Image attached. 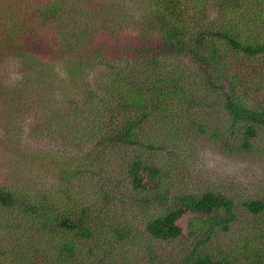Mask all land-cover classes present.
<instances>
[{"label":"trees","instance_id":"16d2710c","mask_svg":"<svg viewBox=\"0 0 264 264\" xmlns=\"http://www.w3.org/2000/svg\"><path fill=\"white\" fill-rule=\"evenodd\" d=\"M11 1L0 0L2 8L7 3L0 58L22 48L19 57L32 72L48 77L65 70L81 83L74 86V111L86 116L85 106L109 108L108 121L99 115L88 125L90 141L132 155L120 171L104 170L98 179L90 169L86 197L72 181L87 167L68 155H50L56 181L47 186H0V229L7 230H0V264H143L126 256L130 245L141 246L151 264H264V198L242 202L250 215L249 226L241 225L233 198L214 190H170L171 164H162L164 152H174L170 145L183 138L180 129L209 135L228 152L264 137V0H29L8 6ZM213 6L220 16L208 19ZM63 20L58 39L41 40V24ZM240 56L246 68L229 64ZM91 63L103 64L107 73L88 88ZM196 106L216 126L193 115ZM218 109L226 116L209 113ZM20 227L26 229L19 234ZM156 244L166 248V257Z\"/></svg>","mask_w":264,"mask_h":264},{"label":"rangeland","instance_id":"374dc122","mask_svg":"<svg viewBox=\"0 0 264 264\" xmlns=\"http://www.w3.org/2000/svg\"><path fill=\"white\" fill-rule=\"evenodd\" d=\"M81 1L101 3L109 0ZM12 3L25 5L31 2L12 0L8 6ZM5 4L3 8L0 6V24H3L2 10L6 9L7 3ZM207 16L208 19L219 18L217 7H210ZM64 22V20L56 22L54 27L41 24L37 31L42 37L41 40L51 36L53 40L58 39V30L62 29ZM22 51L24 52L22 48L15 49L14 52L7 50L0 58V186L22 189L23 185L35 186L37 182L47 186L56 181L55 173L49 170L51 165L47 163L50 155L57 159L59 155H68L78 159L77 165L84 162L87 167L86 174L78 175L72 181L73 190L77 193H82L83 190L86 197L88 171L93 169V180L101 177L104 170L120 171L131 157L132 150L111 143L97 144L96 141H90L88 125L99 115L108 121L109 108L101 107L98 112H93L87 110L85 106L86 116H81L79 112L74 111L76 96L79 95L74 86L81 83L73 81L62 68V71L56 68L55 75L48 77L32 72L29 66L23 65L26 60L19 57ZM241 58L242 56L237 58V61L235 57L229 58V64L233 63L239 69L246 68L248 63L243 62ZM104 72L107 73V68L103 64L91 63L86 72L84 87L93 88L97 79H105V75L101 77ZM175 100L177 99L170 100L167 106L174 105ZM203 106L208 108L206 104ZM192 110L193 115H197L201 121L216 126L217 123H212L207 117L200 115L206 113L205 108L196 106ZM209 113L213 116H226L225 111L220 109ZM219 117H215L214 121L218 122L222 118ZM218 127L222 128L219 124ZM236 130L239 132L240 129L236 127ZM158 133L162 135L164 130H158ZM180 133L183 138L176 139L170 145L174 152H164L167 161L162 163L169 161L171 164L168 167L169 174H166L173 186L170 190L180 187L182 190L190 189L194 192L214 190L223 193L235 200L236 212L240 214V224L249 226L250 214L244 209L242 202L257 195L264 198L263 135L255 137L253 145H256V142L257 147L228 152L222 150L219 147L221 144L209 135H199L193 130L189 132L186 129H180ZM185 138L187 140L183 142ZM210 153L225 166L209 168ZM102 157L104 159L100 160ZM184 221L185 218L181 223ZM25 229L20 227L19 234ZM34 230L35 227L31 233H35ZM239 234L241 238L244 237L243 234ZM21 243L25 248L28 241L23 238ZM126 249L127 257H137L143 264H151L150 258L146 256L147 252L144 253L141 246L130 245ZM154 249L159 255L166 257V248L161 244H156Z\"/></svg>","mask_w":264,"mask_h":264},{"label":"clouds","instance_id":"9594fccd","mask_svg":"<svg viewBox=\"0 0 264 264\" xmlns=\"http://www.w3.org/2000/svg\"><path fill=\"white\" fill-rule=\"evenodd\" d=\"M218 165L225 166V165H222L221 161H219L217 158L213 157L210 153L209 158H208V167L209 168H217Z\"/></svg>","mask_w":264,"mask_h":264}]
</instances>
